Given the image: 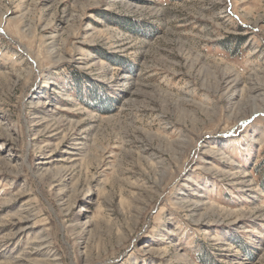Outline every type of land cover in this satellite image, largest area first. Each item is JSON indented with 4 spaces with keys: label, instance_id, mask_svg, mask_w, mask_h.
Returning a JSON list of instances; mask_svg holds the SVG:
<instances>
[{
    "label": "rangeland",
    "instance_id": "1",
    "mask_svg": "<svg viewBox=\"0 0 264 264\" xmlns=\"http://www.w3.org/2000/svg\"><path fill=\"white\" fill-rule=\"evenodd\" d=\"M251 84L264 0H0V264H264Z\"/></svg>",
    "mask_w": 264,
    "mask_h": 264
},
{
    "label": "bare ground",
    "instance_id": "2",
    "mask_svg": "<svg viewBox=\"0 0 264 264\" xmlns=\"http://www.w3.org/2000/svg\"><path fill=\"white\" fill-rule=\"evenodd\" d=\"M262 88H264V86L262 87L261 85H258V84H251L249 90H250V92H252L253 94H255V93H260L261 90H262Z\"/></svg>",
    "mask_w": 264,
    "mask_h": 264
}]
</instances>
